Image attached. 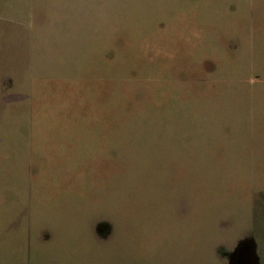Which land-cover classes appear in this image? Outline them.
<instances>
[{
	"label": "rangeland",
	"instance_id": "1",
	"mask_svg": "<svg viewBox=\"0 0 264 264\" xmlns=\"http://www.w3.org/2000/svg\"><path fill=\"white\" fill-rule=\"evenodd\" d=\"M92 19L116 73L83 63ZM263 178L264 0H0V264L200 258L262 222Z\"/></svg>",
	"mask_w": 264,
	"mask_h": 264
},
{
	"label": "trees",
	"instance_id": "2",
	"mask_svg": "<svg viewBox=\"0 0 264 264\" xmlns=\"http://www.w3.org/2000/svg\"><path fill=\"white\" fill-rule=\"evenodd\" d=\"M108 20L98 21L96 19H92L90 21V25L88 28V35H89L90 30H91V33H92V36L94 39L92 45H93V49L95 48V51H93V53H90V51L85 52V54L82 53L83 54L82 60L84 57L85 58L83 61L84 65L86 63V60H87V62L92 63V66H91L92 71H103L101 69L103 68L104 65H105V69H106V68H109V66H111V64H112L111 68H115V69H113L112 73H116L117 72V62H116L117 60L115 57L110 56V53H109L110 35L106 31H109V30H115L116 31L117 26H116V23H114L112 21H108ZM110 20H112V19H110ZM148 20H149L148 18L147 19H142V18L137 19L135 17L132 19L126 18L125 19V27H126L127 32H130V33L133 32L134 29L135 30L137 29V26L139 28H146L148 26V22H147ZM140 25H141V27H140ZM99 31H104V33L98 34ZM104 34H106V36ZM86 38H88V37H86ZM103 46H106L108 48L105 52L101 49ZM91 51H92V49H91ZM77 55H78V53H77ZM130 56L132 57V59H130L129 62L130 63L134 62L135 57L133 56V54H130ZM103 59H105V60H103ZM136 61H135V63H136ZM141 62H143V63L141 64L139 71H141L142 74L145 73V69L150 70L153 68V66H150L149 61L144 62V60H142ZM150 62H152V61H150ZM120 69L122 70V68H120ZM120 69H118V70H120ZM131 72H132V70L130 68H125V70L123 71V73L126 74L127 79L131 78ZM109 73H111V72H109ZM192 100L195 101V99H192ZM188 101H191V100H188ZM188 101L185 103L182 102L183 106L181 107V109L186 110V108H187V110H189V112L197 113L196 107H193V104L195 102L194 101L188 102ZM177 104H179V103H177ZM179 105H181V104H179ZM182 110H181V112H182ZM153 113H160V114L154 115ZM162 113H166L167 116L166 117L163 116ZM169 115H172V114L166 112L163 108H160V109L154 108L151 111H147L146 113H137L134 118L137 119L138 126L140 128L141 127L142 128H163V127H168V125L171 124V122L173 121ZM177 117L180 119V121H179L180 126H184V125L189 124L188 121L185 122L183 120V118L181 117V114H178ZM132 124L134 125V123H132ZM192 125H195V123H192ZM157 134L159 136V137H157V139H159L160 135H159V133H157ZM262 182L263 183H262L261 189L257 190V193H258L256 195L257 198L264 196V178H263ZM247 213H248L247 217L248 218L251 217L249 215L250 214L249 208H248Z\"/></svg>",
	"mask_w": 264,
	"mask_h": 264
},
{
	"label": "flooded vegetation",
	"instance_id": "3",
	"mask_svg": "<svg viewBox=\"0 0 264 264\" xmlns=\"http://www.w3.org/2000/svg\"><path fill=\"white\" fill-rule=\"evenodd\" d=\"M259 219H262V222H257L258 224H252L250 228H247L249 230V233H244L242 235H239L237 233L238 229H235L237 227H234L233 231L234 232V240L230 244H224L221 243V239L217 238L214 236L211 242H203V247L205 250V254L202 257H191L189 250H186L183 247V251L186 253H183L182 258L177 256L176 261L172 260L170 258L168 261H164L161 256L159 257V260L157 263L154 261V259L147 260V262L144 261V259H140V257L136 258L141 261L134 262V257L132 260H129L124 253H122V257L120 259L119 264H264V241L262 242L263 245V251L261 249V246L259 245V241L256 238V235L254 234V231H256V227H261L263 229V224H264V213L262 216L258 217ZM107 223L106 222H101L100 225H98L97 230L99 233H101L103 236L107 234L108 230L102 229L103 227L106 228ZM216 228V227H214ZM220 235L221 234V228H216L214 229L215 234ZM259 242V243H258ZM207 243V245H205ZM219 245V252L216 251L215 254H209V251L212 247ZM178 252L180 250H177ZM177 252V253H178ZM41 258V254L40 257ZM143 261V262H142ZM164 261V262H163Z\"/></svg>",
	"mask_w": 264,
	"mask_h": 264
}]
</instances>
